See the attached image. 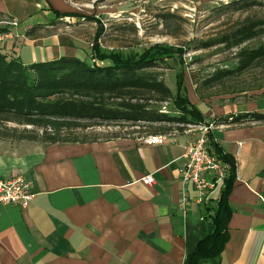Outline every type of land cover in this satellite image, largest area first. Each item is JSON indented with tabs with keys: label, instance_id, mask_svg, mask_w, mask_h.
Wrapping results in <instances>:
<instances>
[{
	"label": "crops",
	"instance_id": "0c3cea01",
	"mask_svg": "<svg viewBox=\"0 0 264 264\" xmlns=\"http://www.w3.org/2000/svg\"><path fill=\"white\" fill-rule=\"evenodd\" d=\"M69 1L0 0V30L20 36L0 52L25 65L71 57L61 28L70 17L55 13L77 16ZM11 22L18 27L9 28ZM202 113L204 122L216 121L214 150L233 158L238 170L220 264H264V121H231L264 115V89ZM197 135L88 144L0 141V180L24 177L36 196L25 210L0 205V264H184L212 231L207 216L221 194L211 192L198 204L197 191L181 181L185 147ZM147 175L153 186L143 185Z\"/></svg>",
	"mask_w": 264,
	"mask_h": 264
},
{
	"label": "trees",
	"instance_id": "16d2710c",
	"mask_svg": "<svg viewBox=\"0 0 264 264\" xmlns=\"http://www.w3.org/2000/svg\"><path fill=\"white\" fill-rule=\"evenodd\" d=\"M237 5L236 2H234ZM58 16L79 17L73 14ZM264 39V21L246 20L236 32L225 36L215 45L239 48L242 45ZM182 56V51L156 44L134 58H123L116 53L106 54L99 48L98 61H109L107 67L90 65L78 57H62L52 62L25 65L20 60L0 52V141L11 138L18 142H42L49 144H88L100 139L80 140L63 137L64 131L87 130L91 122L170 123L172 119L156 104L171 101L181 110L185 121L194 125L204 123V116L192 105L185 86L183 73L178 75V93L173 96L161 76L154 72L161 63ZM236 69L217 76H240L246 71L264 67V42L256 48H241L236 55ZM264 121V115L243 116L231 119L242 123L243 119ZM179 121H184L183 119ZM244 121V120H243ZM25 128H10L9 125ZM36 130L43 131L40 137ZM166 135L152 134V136ZM118 139V138H116ZM111 140V139H106ZM222 159L231 166L224 189L215 208H210L207 218L213 227L203 237L197 248L187 256L184 264H202L220 259L230 239L229 223L232 209L229 197L236 181V163L217 147Z\"/></svg>",
	"mask_w": 264,
	"mask_h": 264
},
{
	"label": "rangeland",
	"instance_id": "374dc122",
	"mask_svg": "<svg viewBox=\"0 0 264 264\" xmlns=\"http://www.w3.org/2000/svg\"><path fill=\"white\" fill-rule=\"evenodd\" d=\"M68 3L76 4L79 16L61 23L69 37L64 43L68 56L78 57L90 65L107 67L109 61L96 59L97 48L106 54L116 53L128 59L156 44L182 51V56L175 54L174 59L161 63L154 72L165 81L173 96L178 93V75L183 73L187 96L201 113L212 111L220 104L224 106L228 100L235 101L243 93L264 89V67L216 81L219 74L237 68L236 55L241 48H256L264 42L263 38L239 48L215 45L236 32L248 19L264 21V0H70ZM13 23L16 22L9 23V28L18 27V24L12 26ZM8 33L13 34V38L0 42L1 46L20 38L9 30H0V34ZM24 61L27 64L31 60L25 56ZM154 106L168 114L172 121L153 124L95 121L87 130L64 131L61 135L104 141L116 138L146 140L155 137L152 134L162 133L198 134L191 129L194 123L185 121L174 101L154 103ZM181 119L184 121H179ZM9 127L19 131L31 129L11 124ZM36 131L43 136V131ZM6 141L18 142L13 138Z\"/></svg>",
	"mask_w": 264,
	"mask_h": 264
},
{
	"label": "built area",
	"instance_id": "2783aa9c",
	"mask_svg": "<svg viewBox=\"0 0 264 264\" xmlns=\"http://www.w3.org/2000/svg\"><path fill=\"white\" fill-rule=\"evenodd\" d=\"M11 25L17 26V23ZM11 38V33L0 34V42ZM216 127L215 122L192 125L191 129L198 133V137L185 147V164L180 170L181 181L184 186H191L197 191L198 204H206L211 192L224 189L230 176L231 166L214 150L210 139V133ZM142 183L150 187L156 182L153 175H147ZM35 197L31 184L24 177L0 180V205L25 210L34 202Z\"/></svg>",
	"mask_w": 264,
	"mask_h": 264
}]
</instances>
